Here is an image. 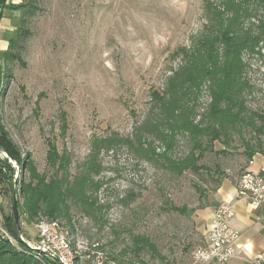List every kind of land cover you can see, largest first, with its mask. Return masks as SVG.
Returning <instances> with one entry per match:
<instances>
[{
	"label": "rangeland",
	"instance_id": "374dc122",
	"mask_svg": "<svg viewBox=\"0 0 264 264\" xmlns=\"http://www.w3.org/2000/svg\"><path fill=\"white\" fill-rule=\"evenodd\" d=\"M34 1L37 10L33 15L13 14L15 22L29 33L20 45L26 65L10 68V84L0 94V118L23 155L31 153L39 172L49 173L44 139L55 137L59 151L71 157L70 172L76 174L93 137L113 132L132 137L135 127L150 117L151 92L163 91L171 69L180 62L172 54L188 47L206 23L203 0ZM3 15L4 23L12 26L9 12L4 10ZM259 15L261 11L255 17ZM244 59L252 66L247 78L253 82L252 91L245 95L246 105L250 111L262 113L264 58L245 54ZM40 94L44 96L36 114ZM208 102L204 90L197 104L200 113ZM61 111L66 112L68 122L64 138L58 131ZM244 137L249 138V133L245 131ZM231 145L241 148L237 134ZM154 146L162 153L160 142L155 141ZM221 147V143L215 144V150ZM189 148V140L180 135L172 156L183 157ZM220 158V154L210 153L203 162L228 165ZM101 164L103 172L96 179L102 184L97 193L102 210L94 220L72 209L77 229L71 234L72 256L92 254L89 249L94 250L97 243L108 254L119 253L129 245L130 235L142 234L157 245L165 261L144 253L139 260L124 257L123 264H191V252L204 237L199 222L202 209L188 218L163 207H197L192 185H205L201 176L188 172L171 175L126 148L103 153ZM225 175L238 179L241 174L229 171ZM34 226H22L27 238L29 233L33 235V241L38 236Z\"/></svg>",
	"mask_w": 264,
	"mask_h": 264
},
{
	"label": "trees",
	"instance_id": "16d2710c",
	"mask_svg": "<svg viewBox=\"0 0 264 264\" xmlns=\"http://www.w3.org/2000/svg\"><path fill=\"white\" fill-rule=\"evenodd\" d=\"M4 10L13 19V30L5 34L7 49L0 52V94H4L10 84V68L16 64L26 65L20 45L29 33L15 22L13 14L33 15L37 7L34 0H21L19 4L0 0V22ZM202 11L206 23L201 31L192 37L188 47H181L172 54L171 57L179 58L180 62L171 69L163 91L150 94V117L135 127L132 137L115 132L93 137L89 153L76 174L70 172L71 157L67 152L59 151L55 137L44 139L47 147L45 166L49 173L39 172L31 153L23 155L0 118V147L10 157H0V185L2 193L9 197L10 209L4 217V227L15 240L12 244L0 236V264L33 263L29 249L17 240L11 214L16 175L12 162L19 168L17 208L20 233L26 237L23 223L34 225L42 220L58 221L70 235L75 234L73 208L91 219L98 218L102 206L97 201V193L102 184L96 178L103 172V153L126 148L146 161L158 164L171 175L180 177L188 172L201 176L205 185H192L197 194V207L173 204L163 207L164 211L188 218L198 210L213 206V195L228 177L227 172L242 174L257 153H264V112H252L246 105L245 95L252 91L253 82L249 76L247 78L252 66L244 59L245 54L264 58V0H203ZM260 11L261 15L255 17ZM204 90L209 102L200 113L197 104ZM43 96L40 94L35 102L36 114ZM58 131L61 138L68 131L64 111L59 114ZM245 131L249 133L247 139ZM41 133L44 134L43 130ZM235 134L239 136L241 148L231 145ZM180 135L189 140L190 148L183 157L174 158L173 150ZM155 141L160 142L162 153L157 152ZM216 143H221L219 151L215 150ZM210 153L220 154V159L228 165H207L203 161ZM204 242L203 237L193 251ZM98 250L112 257L117 264H123L128 255L139 260L144 253L165 261L157 245L142 234L130 235L129 245L119 253L108 254L99 245Z\"/></svg>",
	"mask_w": 264,
	"mask_h": 264
},
{
	"label": "built area",
	"instance_id": "2783aa9c",
	"mask_svg": "<svg viewBox=\"0 0 264 264\" xmlns=\"http://www.w3.org/2000/svg\"><path fill=\"white\" fill-rule=\"evenodd\" d=\"M0 154L4 156L2 152ZM248 164L251 166L253 160ZM12 165L17 173L16 163L12 162ZM235 199L247 201L253 210L264 203V162L258 171L245 170L240 175L236 182ZM233 217L234 210L230 203L219 204L214 209L204 245L192 252L191 264H227L235 256L239 233L228 224ZM34 225L38 232L36 240L30 243L22 239L26 242L35 264H117L112 257H106L98 250L97 244H93L94 250L89 249L92 254L73 257V247L70 246L72 235L58 221L42 220ZM1 236L10 243H15L6 232H1ZM253 264H261L260 259Z\"/></svg>",
	"mask_w": 264,
	"mask_h": 264
},
{
	"label": "crops",
	"instance_id": "0c3cea01",
	"mask_svg": "<svg viewBox=\"0 0 264 264\" xmlns=\"http://www.w3.org/2000/svg\"><path fill=\"white\" fill-rule=\"evenodd\" d=\"M21 0H7V4H19ZM3 18L0 22V52L7 49L5 34L13 30L10 23H4ZM253 164H246L244 170L258 171L264 162V153H257L253 158ZM237 178H225L216 193L213 195V206L201 210L199 213V222L202 235L206 239L209 229L210 219L214 209L223 203H230L234 210V217L229 221V226L239 233V239L236 246V254L227 264H253L260 259L264 264V203L256 210H253L242 199H235ZM9 213V200L7 195L2 193L0 185V236L1 232H6L4 227V217ZM32 234L29 233L26 240L33 241ZM218 264V263H210Z\"/></svg>",
	"mask_w": 264,
	"mask_h": 264
},
{
	"label": "water",
	"instance_id": "95a60500",
	"mask_svg": "<svg viewBox=\"0 0 264 264\" xmlns=\"http://www.w3.org/2000/svg\"><path fill=\"white\" fill-rule=\"evenodd\" d=\"M0 152L4 154L5 157L9 158L8 154L3 151L0 147ZM19 173V168L17 169V173L15 175V179L13 181V192H12V206H11V214L15 226V231L17 235V240L24 244L25 246L27 245L26 242L22 239L21 233H20V226H19V215H18V208H17V202H18V195H17V177ZM44 255V254H43Z\"/></svg>",
	"mask_w": 264,
	"mask_h": 264
}]
</instances>
